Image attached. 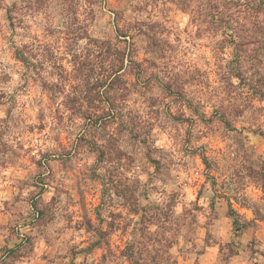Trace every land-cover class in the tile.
Masks as SVG:
<instances>
[{
    "label": "clouds",
    "instance_id": "clouds-1",
    "mask_svg": "<svg viewBox=\"0 0 264 264\" xmlns=\"http://www.w3.org/2000/svg\"><path fill=\"white\" fill-rule=\"evenodd\" d=\"M0 264H264V0H0Z\"/></svg>",
    "mask_w": 264,
    "mask_h": 264
}]
</instances>
